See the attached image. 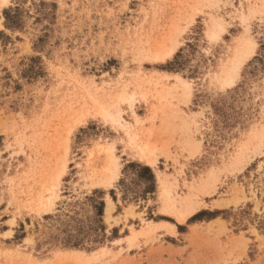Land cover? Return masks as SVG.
Masks as SVG:
<instances>
[{
	"label": "rangeland",
	"instance_id": "1",
	"mask_svg": "<svg viewBox=\"0 0 264 264\" xmlns=\"http://www.w3.org/2000/svg\"><path fill=\"white\" fill-rule=\"evenodd\" d=\"M102 251L264 264V0H0V264Z\"/></svg>",
	"mask_w": 264,
	"mask_h": 264
},
{
	"label": "bare ground",
	"instance_id": "2",
	"mask_svg": "<svg viewBox=\"0 0 264 264\" xmlns=\"http://www.w3.org/2000/svg\"><path fill=\"white\" fill-rule=\"evenodd\" d=\"M246 48L244 49L243 52H241L237 57L234 58L233 63L231 65V69L229 71V73L227 74L226 78H225V83L228 85H231L234 81V76L237 74H239L238 72L240 71V65H242V59L245 57H248L252 54L253 50L255 49V46L250 45V44H246ZM171 53V52H170ZM169 53V54H170ZM176 78L181 81L182 79L178 76H176ZM183 88L188 91L189 90V86L186 82L183 81L182 84ZM124 100H127L126 98H124ZM101 114H103V116L105 118H112L110 113L107 112L104 108L101 109ZM113 115V114H112ZM103 118V117H102ZM115 118V117H114ZM118 118V117H117ZM104 119V118H103ZM120 120V119H119ZM123 121V120H122ZM123 123V122H122ZM122 126V125H121ZM124 128V127H123ZM146 146V145H145ZM141 149V148H140ZM110 151V150H109ZM143 151V150H141ZM149 151V150H147ZM153 151V150H152ZM144 152V151H143ZM146 152V151H145ZM154 152V151H153ZM152 152V153H153ZM112 153V152H111ZM142 153V152H141ZM110 154V153H109ZM148 154V153H147ZM149 155V154H148ZM113 156V155H111ZM111 158V166L113 165L115 167V170L118 171V165L116 162V159L113 157ZM146 158V157H145ZM143 159V158H142ZM148 159V158H147ZM151 159V158H150ZM142 161V160H141ZM154 162V161H153ZM152 162V163H153ZM149 163V162H148ZM151 163V164H152ZM147 164V163H146ZM155 164V162H154ZM112 166V167H113ZM111 167V168H112ZM114 169V168H113ZM114 171V170H113ZM110 172V171H109ZM63 173V172H62ZM62 175V174H61ZM113 177V176H112ZM168 200V199H167ZM186 202V201H185ZM188 202V201H187ZM192 202V201H191ZM183 203V202H182ZM112 204L110 203V206L106 209L107 214H109L111 212V206ZM167 205V204H166ZM184 207V206H183ZM166 208V207H165ZM168 210V208L166 209ZM166 212V211H165ZM198 212V210L196 209V207L193 206H186L184 208H182L174 217L176 218V221L179 224H183L188 218H191V216L195 215ZM172 213V212H171ZM169 214V213H168ZM108 216V215H107ZM171 216V215H170ZM173 218V217H172ZM162 225V224H161ZM162 227L164 229H167L168 231H173L175 230V226L174 225H162ZM162 228V229H163ZM76 254H73V256L70 255H65L67 258L71 257L70 259H66V260H70V262H66L65 264H103L105 262H108V255L109 253L106 251H102L100 253H95L94 255H92L91 257L88 255H84V254H79L80 252H75Z\"/></svg>",
	"mask_w": 264,
	"mask_h": 264
},
{
	"label": "trees",
	"instance_id": "3",
	"mask_svg": "<svg viewBox=\"0 0 264 264\" xmlns=\"http://www.w3.org/2000/svg\"><path fill=\"white\" fill-rule=\"evenodd\" d=\"M10 12H11V11H7V12L5 13V15H6V19H7V21L9 22V23H8L9 26H10V23H11V25H14L13 22H10V19H11V18H10V15H9ZM178 57H179V56H178ZM175 64H176V62H172V63L169 64V65L174 66ZM141 170L143 171V173L150 175L149 178H150V182H151V184L147 186L145 192H146V193L153 192V191H154V186H155V177H154V175H153L151 169L148 168V167H143V168H141ZM103 209H104V203L101 202L100 205H99V208H98V210H99L98 215H99V216H102V215H103ZM96 241H97V240H96ZM78 246H79V244H74L73 247H78Z\"/></svg>",
	"mask_w": 264,
	"mask_h": 264
}]
</instances>
